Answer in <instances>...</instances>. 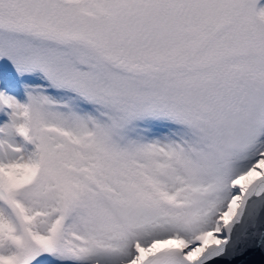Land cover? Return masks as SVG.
Wrapping results in <instances>:
<instances>
[{"label":"snow or ice","instance_id":"snow-or-ice-1","mask_svg":"<svg viewBox=\"0 0 264 264\" xmlns=\"http://www.w3.org/2000/svg\"><path fill=\"white\" fill-rule=\"evenodd\" d=\"M258 5L0 0V264L225 256L264 209Z\"/></svg>","mask_w":264,"mask_h":264},{"label":"water","instance_id":"water-1","mask_svg":"<svg viewBox=\"0 0 264 264\" xmlns=\"http://www.w3.org/2000/svg\"><path fill=\"white\" fill-rule=\"evenodd\" d=\"M233 251L237 255L231 257ZM210 264H264V209L256 213H244L232 230L225 256L211 261Z\"/></svg>","mask_w":264,"mask_h":264},{"label":"rangeland","instance_id":"rangeland-1","mask_svg":"<svg viewBox=\"0 0 264 264\" xmlns=\"http://www.w3.org/2000/svg\"><path fill=\"white\" fill-rule=\"evenodd\" d=\"M258 7H264V0H259ZM17 88H19V84H17Z\"/></svg>","mask_w":264,"mask_h":264}]
</instances>
